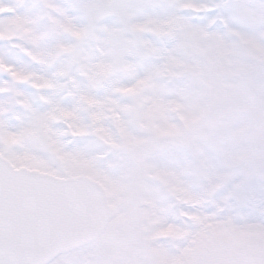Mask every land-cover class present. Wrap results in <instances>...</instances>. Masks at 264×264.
<instances>
[{
    "label": "snow or ice",
    "instance_id": "obj_1",
    "mask_svg": "<svg viewBox=\"0 0 264 264\" xmlns=\"http://www.w3.org/2000/svg\"><path fill=\"white\" fill-rule=\"evenodd\" d=\"M0 264H264V0H0Z\"/></svg>",
    "mask_w": 264,
    "mask_h": 264
}]
</instances>
